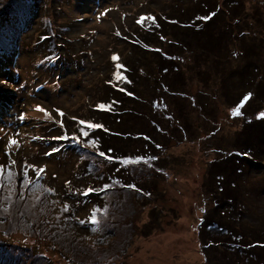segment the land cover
<instances>
[{
  "label": "rangeland",
  "instance_id": "obj_1",
  "mask_svg": "<svg viewBox=\"0 0 264 264\" xmlns=\"http://www.w3.org/2000/svg\"><path fill=\"white\" fill-rule=\"evenodd\" d=\"M236 1L0 0V34L6 32L9 36L18 25L21 27L15 30L17 35H12L19 44L18 52L12 50L14 53L3 56L10 58L8 64L0 60V66L4 65L0 70L7 73L0 76V96L14 104L9 112V106L5 107L0 99V165L9 162L8 139L19 133V146L13 147L11 156L17 161L16 169H22L25 160L40 167L46 165L41 183L55 189V194L42 195L34 194L32 186L24 191L18 176L16 195L10 200H5L7 189L0 190V238L5 243L16 240L11 246L0 241V264H264L262 235L257 236L259 242H247L244 251L239 250L231 258L225 252L226 246H209L208 241L200 242L198 235L209 227V231L223 237L231 227L241 232L247 222L256 225L264 219V192L257 194L253 190L252 197L240 190L235 204L233 197H227L233 204L227 206L231 223L223 222L222 230L216 231L219 228L215 227L220 226L213 223L217 220H213L214 215L213 225L204 224L205 210H214L218 206L214 198L220 195L208 158L219 160L221 149L223 157L234 153L232 149L239 141L235 140L237 132L243 121L251 118L256 101L255 97L245 101L242 94L254 91L257 83L249 79L248 72L257 68L264 76V46L261 51L255 48L249 53L250 43L246 41L250 36L263 35L258 21L251 19L259 15L256 9L264 12V0H240L243 6L239 4L242 7L237 12L231 10ZM202 2L211 8L215 5L217 15L223 19L217 18L210 28L211 24L201 22L205 31L198 35L204 38L199 47L193 37L185 38L181 32L184 24L172 23L163 32L156 28L162 10L169 11V19L179 16L183 22L198 20L200 14L195 15V8L203 6ZM10 12L18 18L28 16V23H12ZM141 16H153L155 22H138ZM238 22L239 27L247 28L237 27L234 31L232 27L229 32L228 27ZM245 29L251 32L242 39L239 34ZM177 40H183L186 46L177 45ZM223 40H228V49L215 44ZM157 51L173 52L170 54L174 62L168 68L171 71L163 72L158 67L166 58ZM44 54L50 55L46 58ZM120 54V63L125 60L137 70L121 74L119 69L122 88L127 90L124 94L129 97L125 98L127 107L137 109L141 102L144 111L129 119L128 125L124 123L125 129L121 128L134 132V140L123 141L126 134H117L124 156L114 161L100 156L97 148L87 143L92 139L77 132L87 130L79 127V114L87 116L93 97L100 94L107 99L110 85L105 80L117 79V61L112 57ZM59 56L69 60L67 67L58 63ZM52 60L57 64L49 65ZM175 71L180 82L174 79ZM178 83L180 91L185 85L182 91L187 93L182 101L177 98L183 102L180 111L172 102L175 98H171ZM260 103L256 101L257 106ZM37 105L50 112L51 118L37 111ZM236 107H240L241 115L232 114ZM57 109L64 113L62 117ZM20 116L26 118L21 120ZM170 122L176 128L185 127L184 133L183 129L174 130L181 133L179 141L159 137L154 128L158 123L171 131ZM151 135L158 138L156 149ZM78 146L82 151H77ZM81 152L89 161L83 167L77 162ZM256 154L260 169L245 181L239 178L249 187L256 185V172L264 171V152ZM138 157H143L139 163H123L125 158ZM29 175L36 177L34 170ZM88 187L97 191L83 195ZM21 192L23 200L19 199ZM36 195L39 199L34 198ZM65 204L71 206L67 212L62 211ZM9 205L10 210L4 211ZM93 207L101 209L100 224H81L79 221L87 219ZM10 217L14 226L7 221ZM94 227L98 230L92 231Z\"/></svg>",
  "mask_w": 264,
  "mask_h": 264
},
{
  "label": "trees",
  "instance_id": "obj_2",
  "mask_svg": "<svg viewBox=\"0 0 264 264\" xmlns=\"http://www.w3.org/2000/svg\"><path fill=\"white\" fill-rule=\"evenodd\" d=\"M184 1V0H183ZM254 2V1H253ZM186 3V2H184ZM183 3V5H184ZM237 5H235L234 7L231 8V10L234 9V11L239 10L243 4L242 1L240 2V0L236 1ZM171 4V3H170ZM203 6L201 4H198L195 8V15H198V20L196 19H185L186 21L183 22L181 21L179 18V16L175 17L174 19H169L168 17V13L169 11L167 10H162L161 15V21L157 22L156 24V28L159 29L160 31L164 29H166L167 27H170V25H172V23H174L173 25H178L179 24H184L181 28V32L184 34L185 38L190 36L193 37L195 39V44L197 45V47H199L202 42L203 39L202 37H198L199 33L203 34L205 30L202 26H201V22L204 21L203 19H199L200 17H204V16H209L210 19L205 20L207 23L211 24L209 26V28L212 25V23L215 21V23L217 22V18H219V20L223 19L220 15H217V8L215 7V5L213 6V8H211V6L207 3V2H202ZM241 4V5H239ZM174 5H179L177 3H175ZM260 8V7H257ZM173 11V8H171ZM259 10V15L257 14V19L252 18L251 21H258L257 22V27L259 28V30H263V35H261V37L257 38V37H249L246 41H248L250 43V47L249 49V53L254 52V49L257 48L258 51H261L263 46H264V12L260 11V9H256ZM255 8L252 11V14L255 13ZM167 11V12H166ZM11 13V17L10 20L12 23L16 24V22H20L23 24L24 21L25 23H28V16L27 18L25 17H20L18 18L16 16L15 12H10ZM159 13V12H157ZM211 13V15H209ZM212 13H215V15H212ZM248 15V13H247ZM220 16V17H219ZM1 17V16H0ZM194 22V23H192ZM220 22V21H219ZM250 22V20H246V23ZM206 23V24H207ZM19 24V23H18ZM239 22L237 23V25H230L228 27L229 32L232 31V27H234V31L237 27H239ZM191 25V27H190ZM247 28V25H243V27H239L240 29L243 28ZM153 29H156L155 26L152 24ZM20 28L19 25L16 27ZM15 29V30H16ZM12 31L11 34L9 36H7L6 32H3L4 34H0V60L3 59V62L5 63H9V57L8 58H3L4 55L6 54H12L15 52V54L18 52L19 49V44H16L13 40L12 35L13 34H18L19 32H15ZM165 31V30H164ZM248 32V33H246ZM251 31L250 30H242L241 33L239 34V37L245 38L247 37V35L245 34H249ZM159 33V32H158ZM186 34V35H185ZM235 35V33H234ZM256 35H258V32L256 33ZM257 38V39H256ZM138 39V38H137ZM256 39V40H255ZM139 40V39H138ZM220 40V38H219ZM12 41V42H11ZM132 41L134 43L139 44V42L137 40H133ZM183 40L182 41H178L177 40V45L182 44V46H186V43L183 45ZM215 44L217 45L218 48L222 47V48H229V42L228 40L225 41H220V42H215ZM189 45V44H188ZM172 46V45H171ZM174 46V45H173ZM12 50H15L14 52ZM45 52V51H44ZM46 53V52H45ZM170 53L173 52H161V51H157L156 54H163V56L166 58H161L163 59L162 62L158 63V67L162 68V71L165 72L171 63L174 62L172 55ZM200 54H204L203 52H201ZM259 54V53H258ZM50 54H44L43 57L48 58ZM210 56H212V54H209ZM119 60L117 61V63L119 64H127L125 60L122 61V63H120V60L123 58V54H120ZM78 56L74 58V63L77 61ZM55 60H52L49 62V65H54ZM116 62V60H115ZM57 64V62H55ZM58 63L63 65L64 67H67L66 65L69 64V60H66V56L65 58L62 60L61 57L59 56L58 58ZM248 63V62H247ZM246 63V64H247ZM157 64V63H156ZM247 67L248 65H246V69L245 71H247ZM1 69H4V65L1 64L0 66ZM173 68H175L173 66ZM129 72V73H133V72H137V70H133L132 68H130V64L128 63L127 65H125L123 68H121V74L123 73V71ZM167 71H171L170 69H168ZM4 73V75H7L6 72L1 71L0 70V75H2ZM176 73V74H175ZM175 80L176 82H180L181 78L180 75L178 74V72L175 71ZM178 74V75H177ZM249 74V79L252 80L253 82L256 81V85H254V91L253 90H248L243 91L242 94L244 95V97H246L249 93H251V97H255L257 103H260L258 106L255 103H253V107H254V111L253 114L251 115V118H246L243 123H242V127L240 128V130L237 132V139H235L236 141L239 140L238 144L235 145V149L234 153L230 152L228 154V157H223L221 156L222 149L220 151V156H219V160L217 159V161L213 160L212 157L208 158V162H212V164L210 165V172H212V177L215 181V185L219 187L220 189V195L217 198H214L215 201H217V207L214 210H205V220H204V224L207 223V226H211L212 224V218L215 215V218L213 219L215 221V219L217 218V220L215 222H213L215 225H219L220 227H215V228H219L216 229V231L218 230H222L220 228H222L224 226V224H222L223 222L228 224L231 223L229 222L230 220V212L231 210H228L227 206H233V204L236 203L237 201V196L239 197L241 191L240 190H244L248 192V195L250 196H254L255 197V193L254 191L256 190V193L259 194L262 192H264V171L262 173H257L256 172V185L255 187H249L245 184H242L240 182V177L244 178V181L247 179V177L250 175V173L253 174V171H258L260 168H258V161H259V157H257V152H264V118H262L260 116V113L264 112V76L262 75V73L259 72V70L257 68H252L251 72H248ZM237 75H239V72H237ZM13 75H10L9 77H12ZM258 76L260 79H258ZM12 81H14V79H11ZM106 84H109L110 87L107 89L108 91V96L107 99H104L103 95H98L97 97H93L92 103H90V110L87 113V116L83 115L82 112H80L81 114H79V127L81 128H86V132L88 133L87 138L89 139H94L97 140L99 147L97 148V152H104L106 155L105 157L108 159V157H112L114 156L113 160L116 161L118 159L121 158V156L123 157L124 155V149H122L123 145L121 143H119L118 139L121 138L119 137L117 134H122L125 135V137L121 138V140H126V141H132L134 140V132L132 131H126L123 130L125 129V127H123L124 123H126L128 125V120L129 119H133L135 118V116H137V114H141L140 112H143V104H141V102L138 104L137 109L135 108V106L133 107H127L128 102L125 100V98H129L128 96H126L124 93L125 91L127 92L126 89L122 88L123 85L121 84V79H116L113 80L110 78H106L105 80ZM164 82H162L163 84ZM161 84V83H160ZM186 84V83H185ZM45 84H40V87H43ZM179 83L177 84V88L175 89V91H173L171 98H175L172 102H174L177 106L176 109L177 110H183V102L178 101V99H180L182 101V97L184 98V96H187V93L182 91V89H185V85H183V88L180 91V87H179ZM11 87H14L13 84ZM121 87V89H120ZM166 88V87H164ZM162 88V89H164ZM186 90V89H185ZM130 91V90H129ZM131 95H133V93H130ZM105 95V94H104ZM128 95V94H127ZM135 97V96H132ZM2 96H0V99L2 100ZM178 98V99H177ZM254 99V100H255ZM249 100V99H248ZM107 105L108 107L106 108H101L99 107V105ZM14 104H9L7 103L5 105V107L9 106V112H11V108ZM131 105V104H130ZM126 106V107H125ZM167 106V105H166ZM122 107V110H121ZM169 107V106H168ZM164 108V106H163ZM166 109V107H165ZM172 111V110H171ZM173 112V111H172ZM255 112V114H254ZM173 115L174 112L172 113ZM170 114V115H172ZM172 115V118H174V116ZM80 121H85V123L82 125L80 124ZM171 124V131H165L162 128L161 124L156 123V126H154L156 132L159 134V137H164L166 139V137L168 138V141L171 140H176L179 141L178 139L181 136V133H177L174 130H182L183 129V133L185 130V127H181V125H179L180 127L176 128L177 125H175V127L173 126L174 122H170ZM89 124H100L103 125V127L101 128H90L88 125ZM113 125V126H112ZM169 127V126H168ZM123 128V129H121ZM93 129V130H92ZM168 129V128H167ZM77 134H82L83 133L81 131H78ZM84 137V139H87ZM136 138V137H135ZM158 138H156L155 136L153 137L151 135L150 140L151 143H153L155 149L158 146V144L156 142L159 143V141L157 140ZM172 140V141H173ZM87 143H90V141L87 140ZM161 143V141H160ZM234 148V147H233ZM77 151H82L81 147H77ZM225 153V152H224ZM83 153L81 152L78 156L77 159H79V161L77 160V162L81 165V167H83V163L85 165H88V160H84L83 159ZM113 161V162H114ZM77 163V164H78ZM76 165V162H75ZM74 165V166H75ZM241 183V185L239 184ZM234 184V185H233ZM248 187V188H247ZM254 190V191H253ZM90 194V193H89ZM227 197H233V204L230 203V201L227 199ZM251 201V199H250ZM252 206V204L250 205ZM223 208V209H221ZM264 218V217H262ZM7 221H11V226H14L16 223H14L12 221V217L7 218ZM26 230L28 231L27 227H25ZM228 228V227H227ZM232 228V229H231ZM230 229H228L226 231V235H223V237L221 235H216L215 233H213L209 227L204 228L203 230L206 231H199V240L200 242H207V245H213L216 246V248H218L217 246H219V248L222 249V245L226 246V250L225 252H228L229 254V258H231L232 255L238 254L239 250H243V247H245V244L247 245V242L251 241L252 243H257L259 242L258 240H256L258 237V235H262L264 238V219H261L259 221V224H251V223H246L245 227H243L241 229V232H237L233 227H231ZM1 232V229H0ZM196 234V232H195ZM1 235V233H0ZM11 235H16L15 232H13ZM7 240V239H6ZM0 241L3 242L4 245L9 244L8 246L12 245V242L16 240H11L10 243H5V240L0 238ZM10 241V240H8ZM20 241V240H19ZM210 241V243H209ZM197 243V242H196ZM230 243V244H229ZM235 245L237 247H233L232 249L227 248L229 247L228 245ZM209 245V246H210ZM254 245V244H253ZM250 246V245H249ZM244 251V250H243ZM69 260V259H67ZM72 262H74L73 260H70Z\"/></svg>",
  "mask_w": 264,
  "mask_h": 264
},
{
  "label": "snow or ice",
  "instance_id": "obj_3",
  "mask_svg": "<svg viewBox=\"0 0 264 264\" xmlns=\"http://www.w3.org/2000/svg\"><path fill=\"white\" fill-rule=\"evenodd\" d=\"M103 15V14H102ZM212 15H215V13H212ZM145 19L149 20V21H153L155 22V17L153 16H147V17H144V16H141L140 17V21L138 22H143ZM199 19H203V20H207V19H210L209 16H204V17H200ZM119 34V33H117ZM113 60H116L118 61L119 60V57L118 56H113L112 57ZM124 66L122 64H119L117 63L116 65V68L118 69L117 72L115 73V76L117 79H121V75H120V72H119V69L123 68ZM251 97V93H249L246 97H244V100L247 101L248 99H250ZM99 107L101 108H106L108 107L107 105H99ZM36 110L39 111V112H42L44 113V115L48 118H51V113L48 112L45 108H43L42 106L40 105H37L36 106ZM57 112L59 113V115L62 117L64 115V113L62 111H60L59 109H57ZM234 116H238V115H241V109L240 107H236L234 110H233V113H232ZM260 116L262 118H264V112L260 113ZM21 120L25 119L26 116H20L19 117ZM85 121H80V124H84ZM90 128H101L103 127V125H100V124H89L88 125ZM19 133H16L14 134L12 137H10L8 139V142H7V155L9 156V162L8 164L5 166V165H0V190L2 189H7V192H8V196L5 197V200H10L12 198L13 195H16V183H17V177H21L22 178V188L24 191H26L29 186H32V189H33V193H37L39 192L41 195L44 193V192H47V193H53L55 194V189L51 188V187H45L42 183H41V179H42V174H44L46 172V168L47 166H43V167H40V166H37L35 164H31V163H28L26 160L23 162V166H22V169H16V165H17V161L16 160H13L11 159V156H12V149L14 146H19V141L16 139V136H18ZM83 135L84 136H88V133L86 131L83 132ZM64 138H67L66 136ZM0 139H3V137H0ZM33 139H40L39 137H33ZM90 145L93 147V148H98L99 145H98V142L96 140H91L90 141ZM53 151H57V149H53ZM100 156H105L106 154L104 152H100L99 153ZM109 160L113 159L112 157H108ZM143 157H138L137 159L133 160L131 158H125L123 160V163L124 164H133V163H139L140 160H142ZM35 171L36 173V177L35 179H33L29 173L30 171ZM69 186L71 185V182L68 181L66 182ZM105 188H108V187H111L110 185H105L104 186ZM131 187H135L134 185H132ZM97 191V189L93 188V187H88L87 189H85L83 191V195H88L89 193H92V192H95ZM25 197H24V194L23 192H21L19 194V199L20 200H23ZM35 199H39V195H36L34 197ZM53 203H57L56 201H53ZM10 207L11 205H9V207L7 209H4V211H9L10 210ZM71 208L70 205L68 204H65L62 208V211L63 212H67L69 211ZM101 211V209L99 208H96V207H93V209L91 210V213L89 215V217L87 219H81L79 222L81 224H92V225H96L98 226L100 224V219H99V212ZM104 213L107 214V211L108 209L107 208H104L103 209ZM98 228L97 227H94L92 229V231H97Z\"/></svg>",
  "mask_w": 264,
  "mask_h": 264
},
{
  "label": "clouds",
  "instance_id": "obj_4",
  "mask_svg": "<svg viewBox=\"0 0 264 264\" xmlns=\"http://www.w3.org/2000/svg\"><path fill=\"white\" fill-rule=\"evenodd\" d=\"M2 75H4V73H3ZM0 76H1V75H0ZM5 104H7V102H5Z\"/></svg>",
  "mask_w": 264,
  "mask_h": 264
}]
</instances>
